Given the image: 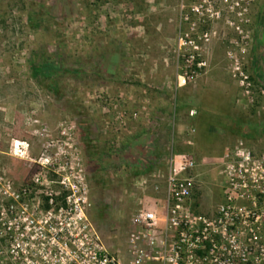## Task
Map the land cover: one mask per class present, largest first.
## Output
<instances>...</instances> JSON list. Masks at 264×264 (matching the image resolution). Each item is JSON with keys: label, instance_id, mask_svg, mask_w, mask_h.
Here are the masks:
<instances>
[{"label": "rangeland", "instance_id": "rangeland-1", "mask_svg": "<svg viewBox=\"0 0 264 264\" xmlns=\"http://www.w3.org/2000/svg\"><path fill=\"white\" fill-rule=\"evenodd\" d=\"M261 1L0 0V207L71 197L125 256L174 165L207 216L248 153L264 182Z\"/></svg>", "mask_w": 264, "mask_h": 264}, {"label": "built area", "instance_id": "built-area-1", "mask_svg": "<svg viewBox=\"0 0 264 264\" xmlns=\"http://www.w3.org/2000/svg\"><path fill=\"white\" fill-rule=\"evenodd\" d=\"M244 9L256 0H238ZM250 153L225 182L224 199L212 216L197 213L190 200L194 179H181L173 167L166 206L139 208L125 256L113 252L87 220L78 200L57 205L47 194L26 188L6 191L0 207V264H264V182H258ZM243 173V174H242ZM250 176L251 182L247 181Z\"/></svg>", "mask_w": 264, "mask_h": 264}, {"label": "trees", "instance_id": "trees-1", "mask_svg": "<svg viewBox=\"0 0 264 264\" xmlns=\"http://www.w3.org/2000/svg\"><path fill=\"white\" fill-rule=\"evenodd\" d=\"M198 61L195 62V67L197 65ZM56 72V68L55 66H52V65H48L46 68H45V73L48 74V75H52L53 73Z\"/></svg>", "mask_w": 264, "mask_h": 264}, {"label": "crops", "instance_id": "crops-1", "mask_svg": "<svg viewBox=\"0 0 264 264\" xmlns=\"http://www.w3.org/2000/svg\"><path fill=\"white\" fill-rule=\"evenodd\" d=\"M259 6V5H258ZM260 6H262L263 8H264V0H262L261 2H260Z\"/></svg>", "mask_w": 264, "mask_h": 264}]
</instances>
